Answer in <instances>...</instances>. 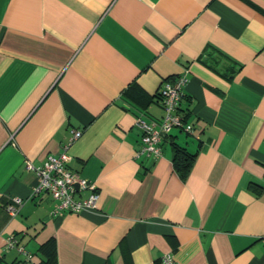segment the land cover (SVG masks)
<instances>
[{
	"label": "crops",
	"instance_id": "obj_1",
	"mask_svg": "<svg viewBox=\"0 0 264 264\" xmlns=\"http://www.w3.org/2000/svg\"><path fill=\"white\" fill-rule=\"evenodd\" d=\"M182 70L191 132L136 154L134 118L157 122ZM72 129L96 208L53 214L24 160ZM171 142L193 154L184 176ZM10 234L29 264H264V0H0V264L23 259Z\"/></svg>",
	"mask_w": 264,
	"mask_h": 264
},
{
	"label": "built area",
	"instance_id": "obj_2",
	"mask_svg": "<svg viewBox=\"0 0 264 264\" xmlns=\"http://www.w3.org/2000/svg\"><path fill=\"white\" fill-rule=\"evenodd\" d=\"M187 77L185 70L172 78L161 80L158 87V98L162 108V115L157 122L146 121L141 116H136L133 124L140 131L139 147L136 154L144 153L158 156L160 154L159 142L163 135L167 134L171 127L180 128L191 132V124L186 121L184 112L180 111L179 104L183 95V87ZM79 129H72L67 140L56 153H48L36 163L24 160V167L36 174L37 180L30 188V193L46 192L54 199L52 213L59 214L62 211L79 212L81 210H93L96 208L97 192L93 182L87 180L70 169L67 164L68 147L71 142L80 135ZM81 189L88 192L83 197H75ZM22 198L18 195L11 197V201L5 206L6 212L13 215ZM5 247H15L22 254L23 259L16 264H29L28 252L21 244H17L13 234L8 235L4 241ZM156 264H180L170 252L160 255Z\"/></svg>",
	"mask_w": 264,
	"mask_h": 264
},
{
	"label": "trees",
	"instance_id": "obj_3",
	"mask_svg": "<svg viewBox=\"0 0 264 264\" xmlns=\"http://www.w3.org/2000/svg\"><path fill=\"white\" fill-rule=\"evenodd\" d=\"M173 168L182 176L188 170L193 154L188 152L183 146L171 142Z\"/></svg>",
	"mask_w": 264,
	"mask_h": 264
},
{
	"label": "rangeland",
	"instance_id": "obj_4",
	"mask_svg": "<svg viewBox=\"0 0 264 264\" xmlns=\"http://www.w3.org/2000/svg\"><path fill=\"white\" fill-rule=\"evenodd\" d=\"M172 129H177V127H171Z\"/></svg>",
	"mask_w": 264,
	"mask_h": 264
}]
</instances>
